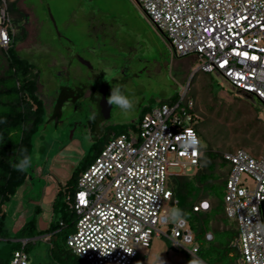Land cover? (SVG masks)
I'll list each match as a JSON object with an SVG mask.
<instances>
[{
  "label": "rangeland",
  "instance_id": "rangeland-1",
  "mask_svg": "<svg viewBox=\"0 0 264 264\" xmlns=\"http://www.w3.org/2000/svg\"><path fill=\"white\" fill-rule=\"evenodd\" d=\"M10 1L17 2L21 13L31 15L26 25V20L19 24L12 18L9 28L17 35V54L39 72V96L47 106L46 122L32 139L29 185L20 194L17 192L5 208L12 232L18 221L32 217V201L39 203V230L45 231L41 221L71 223L73 213L68 214L66 200L76 190L66 184L79 180L87 169L84 160L95 151L99 139L123 126L126 132L136 130L145 109L169 104L185 89L189 90L188 98L197 104L206 151L244 148L254 157L264 154V106L247 100L218 76L198 72L201 62L195 56L175 55L166 36L136 0ZM80 59L89 62L91 68L81 64ZM111 87H119L133 100L131 112L123 113L108 104ZM66 88L74 92L85 89V97L77 102L70 99L51 120L58 93ZM103 97L110 106L109 119L100 113ZM246 128L250 131L243 133ZM243 139L248 146L241 147ZM196 172L193 167L189 175ZM241 185L249 191L256 189L248 174L242 175ZM59 194L60 207L54 211ZM177 201L179 198L167 204L168 210L177 208ZM18 203L23 209L16 213ZM225 222L234 226L231 219ZM74 232L71 224L59 236L63 239ZM45 235L28 247L31 264L52 262V245L42 238ZM4 246L0 242V248ZM138 253L133 264H159L160 260L164 264H189L193 259L166 238H154L150 247L141 246Z\"/></svg>",
  "mask_w": 264,
  "mask_h": 264
},
{
  "label": "built area",
  "instance_id": "built-area-1",
  "mask_svg": "<svg viewBox=\"0 0 264 264\" xmlns=\"http://www.w3.org/2000/svg\"><path fill=\"white\" fill-rule=\"evenodd\" d=\"M136 1L175 55L195 56L201 62L198 71L225 77L235 90L264 104V0ZM0 2V47L8 49L11 19L6 0ZM187 93L185 89L179 99L150 109L136 130L113 136L79 177L75 194L68 197L75 232L67 243L83 260L132 264L140 246L148 247L154 238L198 253L188 222L164 219L173 198L172 178L198 170L203 157L199 115ZM186 129L200 140L195 156L183 152L176 139ZM224 159L231 165L224 201L227 217L237 224L232 242L237 264H264V154L254 157L240 149L226 152ZM243 174L254 179L255 191L241 185ZM208 208L203 202L194 210ZM207 240H213L212 234ZM11 264L29 260L19 251Z\"/></svg>",
  "mask_w": 264,
  "mask_h": 264
},
{
  "label": "trees",
  "instance_id": "trees-1",
  "mask_svg": "<svg viewBox=\"0 0 264 264\" xmlns=\"http://www.w3.org/2000/svg\"><path fill=\"white\" fill-rule=\"evenodd\" d=\"M0 4L2 3L0 2ZM6 4L11 21L12 18H15L17 23H24L25 16L18 9L17 2L6 0ZM23 30V34L27 38L28 32L25 27ZM11 35L12 42L9 48L0 47V242L5 243L4 248H0V264H9L16 251L23 250L27 253L28 247L38 242H33L32 239L43 234L51 236L49 240L52 245L51 264H90L70 249L67 243L70 235L63 239L59 236L65 229L70 228L71 224L74 226L75 216L69 205L67 207L68 214L73 213L71 223L52 222L45 231H41L37 227L39 206H36L32 217L27 219L18 231L12 232L8 226V212L5 208L20 188L28 182L30 176L28 169L23 172L17 171L13 164L18 161L22 152H26L31 157L32 139L45 124L47 113V106L39 96V72L29 61L22 59L17 54L16 43L18 40L14 29L11 31ZM85 93V89L74 92L70 88L58 93L57 101L55 100L56 110L52 114L51 120L59 115L61 108L70 102V99L77 102L85 97ZM195 106L197 112L196 102ZM149 110L150 108L145 109L142 117ZM197 130L202 139L199 123ZM249 131V128H246L243 133ZM125 132L126 128L123 126L122 129L116 132L110 131L105 137L100 138L95 151L91 152L90 157L84 160L83 165L88 168L113 136ZM235 132H238L237 129ZM245 146H248V141L243 139L241 147ZM240 149L245 150L238 148L232 151L208 152L203 147V157L197 172L194 175L173 177L170 183L173 193L171 202H174L175 198H179V201L176 202L177 208L186 214L182 219L188 222L194 233L195 243L198 246L196 258L203 264H236L237 261L238 254L232 246V242L238 234L237 224L233 222L234 226H229L225 222L229 218L225 212L224 195L231 165L224 159V154ZM247 152L249 153V151ZM31 179H33L32 176ZM77 181L78 179L72 184H66V187L76 190ZM61 200V194H59L53 204L54 211L60 207ZM205 201L210 202L208 211L197 212L194 210L196 206ZM62 223L63 225H61ZM207 234H212V241L207 240ZM22 240H28V243L24 245Z\"/></svg>",
  "mask_w": 264,
  "mask_h": 264
},
{
  "label": "clouds",
  "instance_id": "clouds-1",
  "mask_svg": "<svg viewBox=\"0 0 264 264\" xmlns=\"http://www.w3.org/2000/svg\"><path fill=\"white\" fill-rule=\"evenodd\" d=\"M107 102H108L109 105H112L114 107H118L121 110V112H123V113H129V112H131L134 109L133 100L129 96L125 95L124 92L119 87H116V88L111 87L110 96L108 97ZM176 139L181 142V148H182L183 152L186 153L189 150H191V152H192V154L194 156L197 154V150H198V146L200 144V140L198 139V137L196 136L194 131H192L191 129H186V130H184V132L181 135L176 136ZM13 167L17 171H21V172L25 171L26 169L31 167V158H30V156H28L26 154V152H22L20 157H19V159H18V161L13 164ZM167 195H169V194H166V196ZM205 202H207L209 204V208L206 209V210H201V211H208L210 209V202H208V201H205ZM185 215L186 214L181 209L170 208L167 211L164 219L166 221H170L172 223H176V222L180 221L182 218H184ZM39 238H41V237L34 238V239H32V241L33 242H37V240ZM42 238L46 242H49L51 236L47 234V235L43 236ZM22 241H23L24 245H26L28 243V240H22ZM152 241H151V243H152ZM151 243H150V245H151ZM150 245L148 247H150ZM143 247H145V246H143ZM21 251L24 252L23 250H21ZM16 252H19V251H16ZM24 253L28 257L29 264H31L29 255L26 252H24ZM138 256H139V253H138L137 257ZM191 256H193V259H191L189 261V264H203L202 261H200L198 258H196L197 254H196V256H194L193 254ZM14 257H15V254H14L13 258L10 260L9 264H11V262L14 260ZM137 257L134 259V261L137 259ZM159 264H164V262L162 260H160ZM236 264H237V261H236Z\"/></svg>",
  "mask_w": 264,
  "mask_h": 264
},
{
  "label": "water",
  "instance_id": "water-1",
  "mask_svg": "<svg viewBox=\"0 0 264 264\" xmlns=\"http://www.w3.org/2000/svg\"><path fill=\"white\" fill-rule=\"evenodd\" d=\"M27 17V16H26ZM80 62L81 64H83L84 66L88 67V68H91V65L89 62L85 61L84 59H80ZM224 80H226L225 77H222ZM239 94H241L244 98H246L247 100L249 101H252V102H257L261 105L264 106V104L260 101H253V97L251 96L250 93H243L241 91H237ZM100 113H101V116L104 118V119H109L110 117V106L107 104V102H105V97H103L101 99V102H100ZM262 213H263V217H264V201L262 202Z\"/></svg>",
  "mask_w": 264,
  "mask_h": 264
},
{
  "label": "crops",
  "instance_id": "crops-1",
  "mask_svg": "<svg viewBox=\"0 0 264 264\" xmlns=\"http://www.w3.org/2000/svg\"><path fill=\"white\" fill-rule=\"evenodd\" d=\"M20 8V7H19ZM23 14H24V12H22ZM24 16H25V20L27 19V18H31L30 16L31 15H29V16H27V14H24ZM27 16V17H26ZM29 21V20H28ZM28 21L26 20V22H25V25L28 23ZM28 185H29V183H26L23 187H28ZM23 187L22 188H20V190L18 191V194H20L21 193V189H23ZM51 188L53 189V188H55V185H53V186H51ZM17 194V195H18ZM32 203L34 204V210H35V207L36 206H39V203H37V202H35V201H32ZM20 204L18 203L17 205H16V208L14 209L15 210V212L16 213H19V211L20 210H22L23 209V206L21 207V206H19ZM33 210V211H34ZM32 211V212H33ZM23 219V218H22ZM27 220V219H26ZM25 220V221H26ZM25 221H24V219L23 220H21V222L20 221H18V223L15 225V229L13 230L14 232H16V231H18V229L25 223ZM48 226H49V223H43L42 221H41V228L42 229H47L48 228Z\"/></svg>",
  "mask_w": 264,
  "mask_h": 264
},
{
  "label": "flooded vegetation",
  "instance_id": "flooded-vegetation-1",
  "mask_svg": "<svg viewBox=\"0 0 264 264\" xmlns=\"http://www.w3.org/2000/svg\"><path fill=\"white\" fill-rule=\"evenodd\" d=\"M219 78L223 79L221 76H218ZM224 80V79H223ZM226 81V80H225ZM228 83V82H227ZM93 95V92H91V96ZM253 101H255V99H253ZM101 102V101H100ZM55 112V111H54ZM53 112V114H54Z\"/></svg>",
  "mask_w": 264,
  "mask_h": 264
},
{
  "label": "snow or ice",
  "instance_id": "snow-or-ice-1",
  "mask_svg": "<svg viewBox=\"0 0 264 264\" xmlns=\"http://www.w3.org/2000/svg\"><path fill=\"white\" fill-rule=\"evenodd\" d=\"M255 59V57H253ZM205 207H207V205H205Z\"/></svg>",
  "mask_w": 264,
  "mask_h": 264
}]
</instances>
